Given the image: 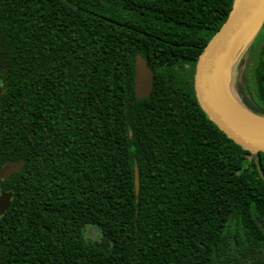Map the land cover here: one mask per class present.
I'll return each instance as SVG.
<instances>
[{"label": "trees", "instance_id": "trees-1", "mask_svg": "<svg viewBox=\"0 0 264 264\" xmlns=\"http://www.w3.org/2000/svg\"><path fill=\"white\" fill-rule=\"evenodd\" d=\"M232 1L0 0V167L23 160L0 178V264H264V152L193 89ZM136 53L154 77L142 98ZM245 57L236 97L264 114L255 37Z\"/></svg>", "mask_w": 264, "mask_h": 264}, {"label": "water", "instance_id": "water-1", "mask_svg": "<svg viewBox=\"0 0 264 264\" xmlns=\"http://www.w3.org/2000/svg\"><path fill=\"white\" fill-rule=\"evenodd\" d=\"M264 23V0H233L226 19L214 32L199 53L193 72L196 100L207 117L229 138L251 153L264 152V114H259L236 97L233 70L236 60L244 52ZM134 93L147 97L153 86V70L145 58L136 53L134 58ZM227 75L233 100L224 95L220 77ZM2 87L0 86V95ZM22 159L9 161L0 167V178L18 172ZM135 188L138 187L134 168ZM11 191L0 192V215L7 209Z\"/></svg>", "mask_w": 264, "mask_h": 264}, {"label": "rangeland", "instance_id": "rangeland-1", "mask_svg": "<svg viewBox=\"0 0 264 264\" xmlns=\"http://www.w3.org/2000/svg\"><path fill=\"white\" fill-rule=\"evenodd\" d=\"M255 42L257 44L258 50L264 47V35L261 33V31L256 34ZM239 63L241 64L238 66ZM236 65L237 66L233 70V78H236L238 84H242L244 79H247L246 82L248 83L251 80V70L246 63V57L244 58V52H241V54H239V56L237 57ZM85 234L91 240L99 239L101 236V232L93 226H88L86 228Z\"/></svg>", "mask_w": 264, "mask_h": 264}, {"label": "bare ground", "instance_id": "bare-ground-1", "mask_svg": "<svg viewBox=\"0 0 264 264\" xmlns=\"http://www.w3.org/2000/svg\"><path fill=\"white\" fill-rule=\"evenodd\" d=\"M219 79H220V86H221V89H222L224 95L227 96V98H229L230 100H233V97L231 95V90L229 87V81H228L227 75L225 74L222 77H220Z\"/></svg>", "mask_w": 264, "mask_h": 264}]
</instances>
